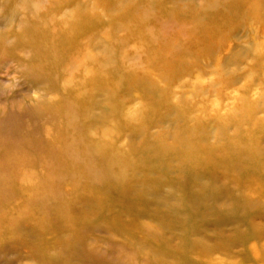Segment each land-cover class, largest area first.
Returning <instances> with one entry per match:
<instances>
[{
    "label": "rangeland",
    "instance_id": "obj_1",
    "mask_svg": "<svg viewBox=\"0 0 264 264\" xmlns=\"http://www.w3.org/2000/svg\"><path fill=\"white\" fill-rule=\"evenodd\" d=\"M109 90L119 114L93 127ZM180 141L217 147L185 192L142 163ZM233 193L264 201V0H0V264H264V209Z\"/></svg>",
    "mask_w": 264,
    "mask_h": 264
},
{
    "label": "bare ground",
    "instance_id": "obj_2",
    "mask_svg": "<svg viewBox=\"0 0 264 264\" xmlns=\"http://www.w3.org/2000/svg\"><path fill=\"white\" fill-rule=\"evenodd\" d=\"M83 95L84 94L79 95L80 96L78 98L79 102H81V100L82 101L86 100L85 99L86 97ZM107 96H110V90L107 91ZM110 97H109L110 100L108 99L110 102L107 100V98H105V100L108 101L109 103L103 107H101L100 102H97L95 100H91V101L87 102V104H84L83 102H81L84 104L82 107L83 111L88 113V116H91V126L94 127L101 121L107 122L110 119V116H117L119 114V103L117 101H114V99H113L114 96H113L111 98L113 99L114 102L111 104V98ZM92 98H94V97H92ZM98 109L101 110V113H99V114L97 112ZM179 118L182 119V114L179 116ZM120 129H121V126H120V124L117 123L115 127H109L108 128L109 132L103 131L102 133L103 134L108 133L107 135H111L112 133L115 134L114 130H120ZM238 129H239V127H238ZM146 131H147V129L139 131L138 135H137V133H135L132 136V138H136V137L138 138L139 135H144L143 142L141 145L144 151H146L147 149L150 148V146H148V144H150L152 140L161 141L163 139V136L154 137V136L147 134ZM89 146L92 149L94 148L93 145H91V144ZM108 147H109V144L106 143V146L103 147L105 152L108 151L107 150ZM157 149L161 150L162 153H165L164 154L165 155L164 160L155 161L153 158L149 157L148 155L144 156V157L142 156V159H143L142 163L144 161L146 162L145 164L144 163L143 164L148 168V174L149 173H152V174L159 173L160 174L159 180H161V182L162 181H169V184H171L172 187L179 188L181 192L191 190V188L194 187L193 184H195L196 182H198L200 180L201 181L204 180L205 177L211 178L213 173H214V169L211 167L212 161L214 159L211 156L212 155L211 151L217 149L216 146H208L207 144H197V145L188 146V145H185L183 141H180L179 143H174L172 146H168V147L159 146ZM195 151L200 152L199 153L200 157L194 159L192 164H188L190 159H191V156L189 157V155L191 153H194ZM104 157H105L104 161L106 163L108 162L110 165L111 160H112L111 156H104ZM175 158L180 159L181 161L182 160L185 161V162H183L184 164H181L180 170H178V172L180 174H183V175L190 174L192 179L189 178V179H186L184 182L181 180H180V182H178L179 180L175 178V177H177L176 175L174 177H170V173L172 172L171 171L172 168L166 166V161L168 159L173 160ZM224 164H225L224 169H229V168H232V166H234L231 163H229V164L224 163ZM104 166L106 167V164H104ZM235 167L236 168L238 167L240 170H247V169H252L253 165H251V163L249 161H244L241 165L237 164ZM135 170L136 171L134 174L139 172V168L137 166H136ZM213 176H215V175H213ZM132 178H137V175H134ZM137 181H138L137 179H134V182H137ZM239 186H238V189L240 191H242L243 188H241ZM159 188L160 187L152 188V189H154L156 193H160ZM235 189H237V187L235 185L231 184V190H235ZM114 190H115L114 186L109 187V192H114ZM123 194H126V193H123ZM167 195L169 196V193H167ZM212 196H213V194L207 191V193H204L201 195L193 194L190 196V198H191L192 204H197L199 201L204 200L205 197L211 198ZM240 196L241 195L237 194V193H233V195H232V202H234V204H235V210L234 211L238 210V213H241L247 209H253L256 206L260 207L261 209H264V201H262L261 199L255 200V199H251V198L250 199L246 198L244 196L241 198ZM164 201L165 200H161L159 205L162 207H165ZM185 205H188V203L185 201V199H183L182 201H178V203L175 204L174 209L178 211V209L184 207ZM127 207L130 208L129 212H131L132 214H133V211L135 212L136 209H141V208L143 209L144 208V206L137 205L135 203L134 204L132 203L130 206H127ZM234 211H232V212H234ZM100 213H101V211L97 212V214H100ZM171 213H173V212H170V211H163L162 212V214L169 219H171L170 217H174L173 216L174 214L172 215ZM122 216H124V215H122ZM237 220H238V218L237 217L233 218L231 214L225 216V218H224L225 223L229 224V225H237L239 223ZM179 221L184 225L186 231H189V233L191 231H195V229L193 227L195 225L196 220L195 221L194 220H186L185 221V220L180 219ZM201 222H202V220L197 222V223L200 224ZM221 222H223V221H221ZM128 224L131 227H133L134 225H136L138 227L139 222L137 220H129ZM236 228H237V230L239 229L238 227H236ZM140 229H142V228H140ZM142 230H145L147 235L153 234L152 231H148V229L145 227ZM242 236H244V235H239V237H242ZM227 243L232 244V242L228 241V240H227Z\"/></svg>",
    "mask_w": 264,
    "mask_h": 264
}]
</instances>
